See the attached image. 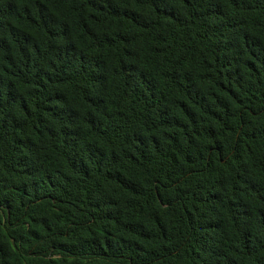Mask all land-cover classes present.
Masks as SVG:
<instances>
[{
	"label": "trees",
	"instance_id": "1",
	"mask_svg": "<svg viewBox=\"0 0 264 264\" xmlns=\"http://www.w3.org/2000/svg\"><path fill=\"white\" fill-rule=\"evenodd\" d=\"M0 264H264V0H0Z\"/></svg>",
	"mask_w": 264,
	"mask_h": 264
}]
</instances>
